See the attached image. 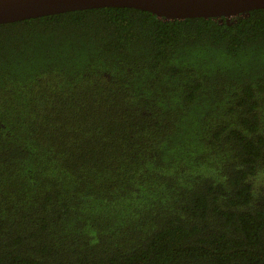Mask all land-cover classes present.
I'll list each match as a JSON object with an SVG mask.
<instances>
[{
	"label": "trees",
	"instance_id": "16d2710c",
	"mask_svg": "<svg viewBox=\"0 0 264 264\" xmlns=\"http://www.w3.org/2000/svg\"><path fill=\"white\" fill-rule=\"evenodd\" d=\"M0 264H264V8L0 23Z\"/></svg>",
	"mask_w": 264,
	"mask_h": 264
},
{
	"label": "water",
	"instance_id": "95a60500",
	"mask_svg": "<svg viewBox=\"0 0 264 264\" xmlns=\"http://www.w3.org/2000/svg\"><path fill=\"white\" fill-rule=\"evenodd\" d=\"M98 7H132L163 19L235 17L264 0H0V23Z\"/></svg>",
	"mask_w": 264,
	"mask_h": 264
}]
</instances>
